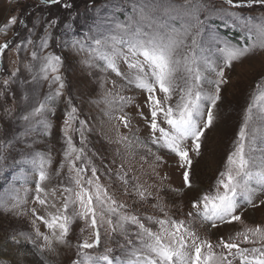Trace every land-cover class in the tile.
Returning a JSON list of instances; mask_svg holds the SVG:
<instances>
[{"label": "snow or ice", "instance_id": "6c2138e0", "mask_svg": "<svg viewBox=\"0 0 264 264\" xmlns=\"http://www.w3.org/2000/svg\"><path fill=\"white\" fill-rule=\"evenodd\" d=\"M41 2L73 8L66 0ZM223 2L229 9L264 7V0ZM113 7L121 11L106 21L94 22L84 40L74 41L72 48L77 56L83 55L80 63L104 89L103 115L115 133L109 143L124 148L123 153L118 149L116 154L139 155L141 160L154 158L151 167L155 175H160L157 169L167 165L165 156H174L182 186L165 184L168 176L164 174L158 186L145 187L138 176L125 170L123 160L118 168L105 169L109 182H102V174L88 155L87 133L92 129L79 118L78 108L69 96L66 103L70 110L64 114L62 129L66 147L59 167L52 168L50 154H25L35 166L34 206L27 209L33 218V232L21 233L24 241L16 237L13 240L17 244L30 243L31 251L2 257L0 264H26L29 254L35 259L27 264H53L49 257H58L61 248L75 250L70 264H264V223L249 225L243 219L247 209L264 206V77L255 84L233 149L215 182L190 201L186 213H171L164 202L165 195L171 196L174 205L175 197L193 190L190 153L200 155L202 138L216 120L214 110L221 100V87L228 83L225 70L264 50V14L255 18L237 16L205 0H119ZM216 13L227 14L233 23H240L246 33L243 44L222 40L210 31L207 21ZM58 24V19L43 20L29 13L13 14L0 26V34L17 25L28 32L19 43H0V62L13 47L29 52L31 57L23 64L30 80L22 79L21 68L17 67L0 81V131L4 124L16 120L24 123V137L35 133L36 125H43L46 133L51 130L48 116L55 114V105L67 87L62 74L64 57L45 51L53 39L51 29ZM37 30L44 33L37 37L39 43L31 38ZM24 45L31 46V50ZM113 75L117 79H112ZM45 82L48 92L43 99L35 90L30 95L21 91L33 84L42 87ZM130 91L142 94L143 101L124 94ZM20 98L30 110L16 115V108L7 101L15 105ZM131 107L146 125L147 136H141L139 127L134 126L133 115L126 111ZM121 127L127 134L120 131ZM74 137H78L79 146ZM4 159L0 153V164ZM154 187L155 196L150 190ZM118 191L124 196L135 195L132 205L121 200ZM150 198L156 199L151 206L159 215L134 210L133 205L149 202ZM19 207L13 205L7 210ZM234 223L243 227L215 242L210 239L214 230ZM41 225L47 231H41ZM201 231L206 233L204 237ZM73 236L76 243L72 242ZM102 239L108 246L101 251Z\"/></svg>", "mask_w": 264, "mask_h": 264}, {"label": "rangeland", "instance_id": "374dc122", "mask_svg": "<svg viewBox=\"0 0 264 264\" xmlns=\"http://www.w3.org/2000/svg\"><path fill=\"white\" fill-rule=\"evenodd\" d=\"M66 2L71 3L73 8L65 9L62 5L43 4L41 0H19V3L17 0H0V26L13 14L25 16L31 13L35 17L42 16L43 20H59V24L51 29L53 39L49 41V48L45 51L55 52L64 57L65 63L62 74L67 81L65 95L55 105V114L48 116V120L52 124L50 131L46 133L43 125H36V132L24 137V123L21 120L4 124V130L0 131V153L5 157L0 164V258L12 257L21 251L29 253L31 251L30 243L17 244L13 240V237H16L20 241H24V235L33 232L31 223L33 218L27 213V209L34 206L35 166L31 163V157L25 154L29 152L32 153V156H35L37 152L50 154L52 168L59 167V164L64 160L63 151L66 147L62 129L64 114L70 110L66 103L69 96L78 108L79 118L86 120L87 127L92 129L91 132L87 133L88 155L92 157L99 173L102 174V182H109V176L105 169L107 167L118 168L121 160H123L125 170H128L130 175L138 176L139 182L145 187L158 186L160 176L164 174L168 176V179L164 181L165 184H169L171 187L182 186L181 170L176 167L177 158L174 156H165L167 165L157 169L160 175H155L152 173L151 167L154 158L149 157L141 160L139 155L132 157L125 154L122 157L116 154L118 149L123 153L124 148L114 142L109 143V138H114L115 133L112 124L103 115L106 108L103 103L104 89L99 86L98 79L95 76H90L89 70L80 63L84 58L83 55L77 56L72 48L74 41L84 40L85 36L89 34V29L94 28V22L106 21L121 11V9L113 7L119 3V0H66ZM176 2L182 3L183 0H176ZM205 2L214 5L216 8L229 9L223 0H205ZM229 10L235 12L237 16L243 14L245 17L253 18L264 14V7L259 5L252 9ZM31 19L30 16L29 26H31ZM65 24L68 27H65ZM207 27L222 40L230 39L233 42L239 40L241 44L245 42L246 33L242 31L240 23H233V19L227 14L216 13L211 15L207 21ZM17 31L20 33L18 37L14 35V32ZM43 35L42 31L37 30V33L31 38L39 43L37 37ZM26 36H28L27 30L17 25L14 29L10 28L6 34H0V43H4L6 40H15L19 43ZM24 47L28 48L29 51L31 50V46L24 45ZM30 59L29 52L17 51L15 47L7 50L3 61L0 62V68L4 69V71H0V81L17 67L21 68V78L27 77L30 80L31 77L23 71V64ZM225 71L228 83L221 87V100L218 101V107L214 110L216 120L202 138L200 155L190 153L193 190H185V195L175 197L174 205L171 196L160 193V195H165L164 202L168 204V210L171 213L177 215L181 212L186 213L190 209V201L200 192L208 190L215 182L219 172L223 170L227 155L232 151L234 141L237 138L246 106L255 94V84L261 80V77H264V50L256 51L243 59L242 62L234 63L231 69ZM111 78L117 79L114 75ZM13 88L15 90L16 86ZM33 90L39 93V99H43L48 92V84L45 82L42 87L33 84L28 86L26 90L21 89L24 95L32 94ZM124 94L136 96L138 102H142L144 99L142 94L135 91ZM7 104L16 108V115L26 114V111L30 110L27 107V102L23 101L22 98L15 105L11 100H8ZM2 111L3 109L0 108V113ZM126 111L133 115V124L135 127H139V134L147 136L148 129L143 121L135 115L137 111L135 107L126 109ZM120 131L127 134V130L123 127ZM74 140L79 146L78 137H74ZM28 145H31V148ZM113 159L116 161L115 164L112 163ZM52 183L55 184L56 181L54 180ZM150 190L155 196L157 188L154 187ZM116 195L130 205L136 199L135 195L124 196L122 191H118ZM156 202V199L150 198L149 202L137 203L133 205V208L141 214L159 215L158 210L151 206ZM13 205H20V207L14 211H8L7 209L13 208ZM243 219L249 225L264 223V206L247 209L243 213ZM40 227L41 231H47L43 225ZM242 227L243 225L239 223L222 226L213 231L210 239L215 242L218 237L233 235ZM200 234L202 237L206 235L203 231ZM72 242L76 243L75 236H73ZM106 246L108 245L102 239L100 250L102 251L103 247ZM111 246L116 247L115 243H112ZM74 255V249L61 248L58 257H49V259L52 260L53 264H70ZM34 259L35 257L29 254L26 257V264Z\"/></svg>", "mask_w": 264, "mask_h": 264}, {"label": "trees", "instance_id": "16d2710c", "mask_svg": "<svg viewBox=\"0 0 264 264\" xmlns=\"http://www.w3.org/2000/svg\"><path fill=\"white\" fill-rule=\"evenodd\" d=\"M232 37H234V34H232Z\"/></svg>", "mask_w": 264, "mask_h": 264}]
</instances>
